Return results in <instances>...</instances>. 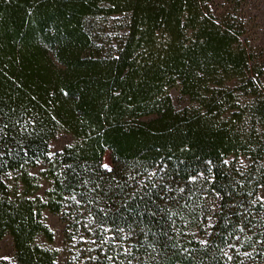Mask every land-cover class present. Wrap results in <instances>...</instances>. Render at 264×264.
<instances>
[{"label": "trees", "instance_id": "obj_1", "mask_svg": "<svg viewBox=\"0 0 264 264\" xmlns=\"http://www.w3.org/2000/svg\"><path fill=\"white\" fill-rule=\"evenodd\" d=\"M223 1L0 0V264H57L45 209L87 264H264V59Z\"/></svg>", "mask_w": 264, "mask_h": 264}, {"label": "rangeland", "instance_id": "obj_2", "mask_svg": "<svg viewBox=\"0 0 264 264\" xmlns=\"http://www.w3.org/2000/svg\"><path fill=\"white\" fill-rule=\"evenodd\" d=\"M226 3V2H225ZM246 3V4H245ZM215 5L221 7L224 5L223 0H215ZM222 8V7H221ZM239 16L243 22L244 33L242 35V43L252 52L256 57L264 59V0H251L244 2L239 8ZM241 13V14H240ZM264 80V77H263ZM230 88H235L238 85L237 80H231L227 82ZM169 94L172 97L174 106L178 110H183L186 107L197 106L198 103L190 99L189 96L184 95L181 92L180 87H173L169 90ZM241 102H245L248 97L240 95ZM75 138L68 133L62 132L58 134L50 142V154L54 155L61 152L64 148L75 143ZM235 161L238 165H246L248 163L247 156L241 154L237 158L235 155H231L227 158V162ZM104 162L107 168H110L111 156L107 152L104 158ZM45 170V165L40 164L38 167L32 168L31 172L41 177V189L38 191L37 196L41 199L45 198L46 192L51 189V181L41 176V172ZM203 177V175H201ZM259 197L264 200V190H261ZM210 202L214 205L216 198H210ZM43 218L50 231L53 234V241L49 242L43 236H38L35 240L36 243L43 247H49L59 251L57 264H87L90 257H83L80 253L82 245H77L78 242H67L65 240V222L60 214H54L48 209L43 212ZM16 255V249L14 245L13 237L10 234L5 235L0 239V261H14ZM250 264V263H249Z\"/></svg>", "mask_w": 264, "mask_h": 264}]
</instances>
